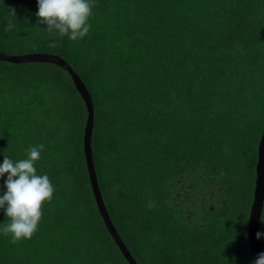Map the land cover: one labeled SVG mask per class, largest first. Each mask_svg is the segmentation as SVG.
Wrapping results in <instances>:
<instances>
[{
    "label": "trees",
    "instance_id": "obj_1",
    "mask_svg": "<svg viewBox=\"0 0 264 264\" xmlns=\"http://www.w3.org/2000/svg\"><path fill=\"white\" fill-rule=\"evenodd\" d=\"M37 11L38 0H0V52L58 55L85 83L99 186L137 263L253 264L264 0H96L78 42L50 36ZM87 119L67 69L0 59V164L43 144L34 167L54 187L31 239L0 232V264H131L92 190Z\"/></svg>",
    "mask_w": 264,
    "mask_h": 264
},
{
    "label": "clouds",
    "instance_id": "obj_2",
    "mask_svg": "<svg viewBox=\"0 0 264 264\" xmlns=\"http://www.w3.org/2000/svg\"><path fill=\"white\" fill-rule=\"evenodd\" d=\"M95 6L96 0H38L37 23L46 24L50 36L54 34L62 38L67 35L69 40L78 42L90 31L88 20ZM9 16L16 17L15 9L10 10ZM15 26L10 18L4 30L12 31ZM48 46L55 48L57 45L50 40ZM43 149V144L30 146L26 159L14 162L4 156L0 164V177L8 173L6 192L0 197V208L4 209L7 220L0 224V232L5 236L11 235L12 244H17L21 239H31L40 222L43 203L50 202L53 196L54 187L49 177L46 174L37 175L34 167ZM147 207L154 208V202L149 201ZM260 219L264 223V216ZM261 236L264 233H256L258 240ZM253 264H264V252L258 254Z\"/></svg>",
    "mask_w": 264,
    "mask_h": 264
},
{
    "label": "water",
    "instance_id": "obj_3",
    "mask_svg": "<svg viewBox=\"0 0 264 264\" xmlns=\"http://www.w3.org/2000/svg\"><path fill=\"white\" fill-rule=\"evenodd\" d=\"M0 59L9 60L13 62H27V61H37V60L53 62L67 69L71 73L75 86L78 89L82 98L85 100L88 109V119L84 130V151H85L86 162L89 170V176H90L93 193L96 197L98 206L100 207V210L104 216L105 222L109 227L112 236L116 239L119 247L124 252L125 256L131 262V264H138L135 258L133 257V255L131 254L130 250L127 248L124 241L120 237L118 231L116 230L108 213L99 186V181L95 169L93 151L91 146L93 126H94V122H93L94 106H93L91 94L87 89L83 80L70 66V64H68L63 58L55 54L29 53V54L14 56L0 52ZM263 205H264V127L258 146L255 193H254V198L251 206V213L248 223L249 246H250L251 254L253 256V262L255 261L259 253L264 252L261 240L260 239L258 240L256 238V233L259 232V223H260V217L262 216Z\"/></svg>",
    "mask_w": 264,
    "mask_h": 264
},
{
    "label": "rangeland",
    "instance_id": "obj_4",
    "mask_svg": "<svg viewBox=\"0 0 264 264\" xmlns=\"http://www.w3.org/2000/svg\"><path fill=\"white\" fill-rule=\"evenodd\" d=\"M262 104H263V103H262ZM262 215L264 216V209H263ZM260 220H261V219H260ZM260 232H261V233H264V223H262L261 221H260ZM261 238H262L263 245H264V236H261Z\"/></svg>",
    "mask_w": 264,
    "mask_h": 264
}]
</instances>
